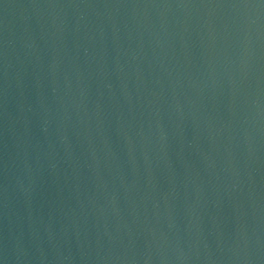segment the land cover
I'll use <instances>...</instances> for the list:
<instances>
[{
    "label": "water",
    "instance_id": "obj_1",
    "mask_svg": "<svg viewBox=\"0 0 264 264\" xmlns=\"http://www.w3.org/2000/svg\"><path fill=\"white\" fill-rule=\"evenodd\" d=\"M0 264H264V0H0Z\"/></svg>",
    "mask_w": 264,
    "mask_h": 264
}]
</instances>
